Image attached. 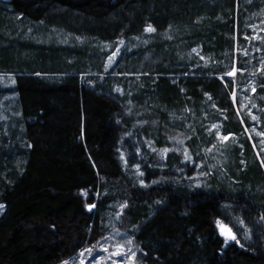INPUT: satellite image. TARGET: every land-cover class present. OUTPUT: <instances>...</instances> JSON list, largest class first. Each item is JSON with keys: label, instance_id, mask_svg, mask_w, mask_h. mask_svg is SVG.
<instances>
[{"label": "trees", "instance_id": "obj_1", "mask_svg": "<svg viewBox=\"0 0 264 264\" xmlns=\"http://www.w3.org/2000/svg\"><path fill=\"white\" fill-rule=\"evenodd\" d=\"M13 1L64 30H152L116 71L40 47L0 83V264L105 240L134 264H264V0Z\"/></svg>", "mask_w": 264, "mask_h": 264}, {"label": "rangeland", "instance_id": "obj_2", "mask_svg": "<svg viewBox=\"0 0 264 264\" xmlns=\"http://www.w3.org/2000/svg\"><path fill=\"white\" fill-rule=\"evenodd\" d=\"M149 28L139 34L120 36L109 39L77 30H64L61 27L48 23L36 15L24 13L13 0H0V83L10 79L11 74L22 69H38L33 64L35 59L42 61L44 54L40 47L66 48L73 52L61 58L68 64L82 61L87 71H116L117 61L124 51L137 49L148 40ZM44 52V51H43ZM233 77V76H232ZM211 128V127H210ZM223 137L218 134L211 147L219 143ZM210 152V151H209ZM208 168L215 169L221 164L219 156L205 154L203 158ZM217 222L219 232L222 230ZM229 229V228H228ZM224 235V234H223ZM109 241L99 243L97 248L101 251L92 259V250H81L76 259L66 264H134V251L126 249L122 243H113L111 251L108 249ZM123 250V251H122ZM109 253V254H108Z\"/></svg>", "mask_w": 264, "mask_h": 264}, {"label": "snow or ice", "instance_id": "obj_3", "mask_svg": "<svg viewBox=\"0 0 264 264\" xmlns=\"http://www.w3.org/2000/svg\"><path fill=\"white\" fill-rule=\"evenodd\" d=\"M152 29H149V31H151ZM219 227L221 228L222 230V234L226 235L228 237V239H231V240H235L236 237L234 235H232L231 233V229H228L226 228L224 225L222 224H219Z\"/></svg>", "mask_w": 264, "mask_h": 264}, {"label": "water", "instance_id": "obj_4", "mask_svg": "<svg viewBox=\"0 0 264 264\" xmlns=\"http://www.w3.org/2000/svg\"><path fill=\"white\" fill-rule=\"evenodd\" d=\"M84 197L87 198V195H85ZM85 208H86V210L90 211V210L93 208V204H86V205H85ZM231 233H232V232H231ZM232 235H234V234L232 233ZM234 236H235V235H234Z\"/></svg>", "mask_w": 264, "mask_h": 264}]
</instances>
